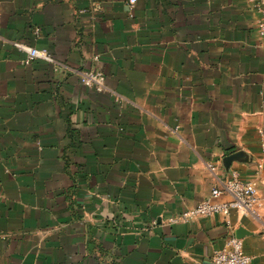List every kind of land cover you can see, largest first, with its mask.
Masks as SVG:
<instances>
[{
	"label": "crops",
	"instance_id": "crops-1",
	"mask_svg": "<svg viewBox=\"0 0 264 264\" xmlns=\"http://www.w3.org/2000/svg\"><path fill=\"white\" fill-rule=\"evenodd\" d=\"M258 19L245 0H0V264H209L232 230L264 264V210L170 221L233 171L264 197Z\"/></svg>",
	"mask_w": 264,
	"mask_h": 264
},
{
	"label": "built area",
	"instance_id": "built-area-1",
	"mask_svg": "<svg viewBox=\"0 0 264 264\" xmlns=\"http://www.w3.org/2000/svg\"><path fill=\"white\" fill-rule=\"evenodd\" d=\"M245 1L259 14L257 32L261 37H264V0ZM135 2L136 0H130V5ZM13 45L27 54L26 64L35 60L55 63V58L47 49H37L23 42H14ZM106 81V75L99 70L81 73V83L97 92L105 90ZM209 169L211 172L216 170L213 165H209ZM222 196H227L229 200H220ZM259 210H264V197L260 195L253 182L243 179L239 172L233 171L225 180L223 189H214L210 199L202 201L196 207L184 211L179 217L170 221H193L213 216H222L228 219L234 211L242 216H248ZM227 223L230 226V222L227 221ZM251 261L252 258L244 252L243 240L238 238L232 230L225 247L213 254L209 264H250Z\"/></svg>",
	"mask_w": 264,
	"mask_h": 264
},
{
	"label": "water",
	"instance_id": "water-1",
	"mask_svg": "<svg viewBox=\"0 0 264 264\" xmlns=\"http://www.w3.org/2000/svg\"><path fill=\"white\" fill-rule=\"evenodd\" d=\"M236 236H237L238 238L242 239L239 235L236 234Z\"/></svg>",
	"mask_w": 264,
	"mask_h": 264
}]
</instances>
